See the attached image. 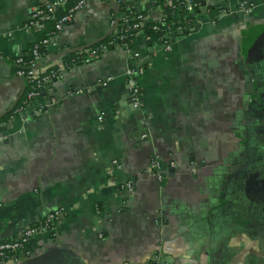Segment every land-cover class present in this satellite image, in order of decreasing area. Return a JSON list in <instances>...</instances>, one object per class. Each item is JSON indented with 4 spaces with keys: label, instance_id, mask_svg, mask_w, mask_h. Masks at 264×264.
<instances>
[{
    "label": "crops",
    "instance_id": "0c3cea01",
    "mask_svg": "<svg viewBox=\"0 0 264 264\" xmlns=\"http://www.w3.org/2000/svg\"><path fill=\"white\" fill-rule=\"evenodd\" d=\"M45 1L0 0V117L13 110L0 120V238L63 214L57 235H32L0 264H264V128H245L264 92V0H207L180 13L177 22L192 18L168 50L138 32L130 47L66 66L62 49L117 23L118 4L86 0L40 61L60 73L21 104L13 58ZM128 1L153 19L164 11ZM138 65L141 104L131 109L124 70ZM155 154L161 177L147 170Z\"/></svg>",
    "mask_w": 264,
    "mask_h": 264
},
{
    "label": "built area",
    "instance_id": "2783aa9c",
    "mask_svg": "<svg viewBox=\"0 0 264 264\" xmlns=\"http://www.w3.org/2000/svg\"><path fill=\"white\" fill-rule=\"evenodd\" d=\"M119 1V0H116ZM169 4V0H165ZM180 3H183L185 6L184 11H194L195 6H200L203 2L207 0H177ZM86 0H77V2L70 8L69 12L66 14L61 15L57 19L56 23V31L51 33L49 36L43 38L41 40V44L48 46L49 44H52V42H55L56 36L62 31L64 28V25L67 21L71 20L73 15L82 8ZM44 3V6L36 5L34 8H32L29 18L27 19L28 22L26 23V27L29 28L31 31L32 29H36L42 26L41 20L44 17L50 16L49 13H52L57 7L62 6L65 1L64 0H49L42 2ZM242 2H240V6ZM181 11L176 8V11L173 13V20L180 17ZM183 14V13H182ZM136 17L139 18L138 21L133 22L131 25L132 27H139L143 20L145 18L153 19L152 17H147L146 15L142 16L141 14L136 15ZM163 17H165V12L162 11L161 15L159 17L154 18V20H161ZM118 18V17H117ZM115 18L112 19V24L115 23L118 19ZM179 22V20H178ZM177 22V23H178ZM154 28H157V25H154ZM177 29H180V25H177ZM170 31L167 30V32ZM171 32H168L169 35ZM145 39H151L156 40L157 44L168 50L171 48V44L168 41V38H165L163 40L160 39L159 36L155 35H143ZM121 37V36H120ZM108 49L107 45L102 46V50ZM96 49H91L89 51V56L96 55ZM137 52H134V55H136ZM42 53L38 50V48L35 46L32 49V57L29 60H26L23 58V54L17 55L15 61L16 63L20 64L21 66L16 69V74L23 76L28 84H30L31 89L27 92L26 98L23 100V103L28 102V99L32 96H35L39 93V88L43 87L45 84L49 83L52 78L56 75L57 71L51 68L49 72H46L47 65H41L40 61L42 59ZM2 57L0 53V58ZM53 65V64H52ZM143 66L138 65L137 67L129 66L124 70L125 77H126V83L129 90V95L132 103L134 105H137L140 107V92L141 88L139 86L138 76L142 73ZM53 101H49L48 104L52 103ZM99 120L102 119V115L98 116ZM161 168V160L159 159L158 155H153L150 158V161L147 165V170L150 173H155L158 177H161L160 173ZM123 188H126L127 190L132 189V182L130 180H127L121 184ZM63 214V209L58 208L55 210H52L48 212L46 218L36 224L27 225L24 228H22L15 236L10 238H5L0 240V260H6L9 258L16 259L20 254H23L26 252V243L29 240V238L40 232H49L51 234L57 235L58 230V224L60 222V216Z\"/></svg>",
    "mask_w": 264,
    "mask_h": 264
},
{
    "label": "trees",
    "instance_id": "16d2710c",
    "mask_svg": "<svg viewBox=\"0 0 264 264\" xmlns=\"http://www.w3.org/2000/svg\"><path fill=\"white\" fill-rule=\"evenodd\" d=\"M64 1L65 3L62 6L57 7L52 13H49L50 16L44 17L41 20L42 22L41 27L32 29L33 39L27 44L26 53L23 54L24 59L29 60L32 57V49L35 46L42 53V55L46 52V46L41 44V40L49 36L54 31H56L57 19L61 15L69 12L70 8L77 2V0H73V1L64 0ZM112 1L118 4V13H119L118 16L116 15V18L118 17L117 23L115 25H112L114 26V28H112L111 31L107 35H105L102 39L95 41L90 45L78 46L73 50L66 51L64 54H61L62 59H64V63L66 66H69L70 64L77 62L79 59L83 57H92L89 56V51L91 49H96L97 52L96 55L100 54V52L103 51L102 46L105 44L107 45V48H112L119 43H125L130 47L132 37L136 35L138 32H141L142 35L159 36L160 39L163 40L165 38H168V34H167L168 32L172 31L173 33L176 34L178 32H183L187 28L192 18L191 15H187L186 17L181 19V21H179L178 23L174 22L173 13L174 11H176V8H178V10L181 12L184 11L185 6L183 5V3H180L177 0H169V4H168L165 0H156L157 5L164 10L165 17H163L161 20H154V19L150 20L148 18H145L139 27H132L131 25L133 24V22L139 20V18L136 17V15L141 14L142 16L143 15L147 16V14H150V12L147 10L136 9L133 6V4H131L128 0H119V1L112 0ZM39 5L44 6V3H40ZM198 8L199 6H195V10ZM69 21H67L66 23L68 24ZM27 22L28 20L26 21V23ZM154 25H157V28H154ZM177 25H180V29L176 28ZM169 29L170 31L167 32V30ZM146 40L151 41V39L149 38ZM16 57L17 56L13 58L14 61ZM20 66L21 65L17 63L16 69H18ZM51 68L57 71L56 75L52 78L54 79L60 73L61 70L57 66H47L45 71L49 72ZM45 85L39 88V91L43 89ZM30 89H31L30 84L26 82V92H28ZM25 98L26 95L22 96L21 97L22 100L21 102L19 101V103L23 104V100ZM12 112L13 110L6 112L3 116L0 117V120L6 119ZM0 240H2V238H0Z\"/></svg>",
    "mask_w": 264,
    "mask_h": 264
},
{
    "label": "flooded vegetation",
    "instance_id": "af4514ba",
    "mask_svg": "<svg viewBox=\"0 0 264 264\" xmlns=\"http://www.w3.org/2000/svg\"><path fill=\"white\" fill-rule=\"evenodd\" d=\"M262 93L263 94H261V97L258 98L259 100L257 98L252 99V101L247 105L245 116L246 133L248 131L251 133L252 129H256V127L264 128V92ZM250 133L246 134L245 138V144L247 148H252L253 140L249 138Z\"/></svg>",
    "mask_w": 264,
    "mask_h": 264
},
{
    "label": "water",
    "instance_id": "95a60500",
    "mask_svg": "<svg viewBox=\"0 0 264 264\" xmlns=\"http://www.w3.org/2000/svg\"><path fill=\"white\" fill-rule=\"evenodd\" d=\"M110 1H112V0H110ZM107 35V34H106ZM103 38V37H102ZM98 40H100V39H98ZM97 40V41H98ZM87 45H90V44H84L83 46H87ZM73 49H75V48H66V49H62L60 52H59V54H58V56L59 55H61V54H64L66 51H70V50H73ZM127 100L129 101V103H130V108L131 109H138L139 108V106H137V105H134L133 103H132V101H131V99H130V95L127 93ZM127 107V106H126ZM128 108V107H127ZM129 108V109H130ZM142 117H143V115L142 114H139V116H138V119H142ZM137 124L139 125V127L141 128L142 127V122L140 121V120H138L137 121ZM148 132V131H147ZM139 133H144V135L146 136L148 133H146V131H144V130H140L139 131Z\"/></svg>",
    "mask_w": 264,
    "mask_h": 264
}]
</instances>
